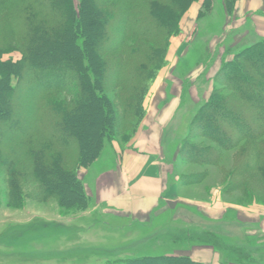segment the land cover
I'll list each match as a JSON object with an SVG mask.
<instances>
[{"label":"rangeland","instance_id":"374dc122","mask_svg":"<svg viewBox=\"0 0 264 264\" xmlns=\"http://www.w3.org/2000/svg\"><path fill=\"white\" fill-rule=\"evenodd\" d=\"M226 1L212 0L210 6L203 7L204 0H199L180 15L176 20L179 32L170 37L166 63L145 99L147 114L137 134L157 123L164 125L162 153L168 169L167 186L172 188L171 195L164 197L156 218L154 216L151 223L149 219L145 221L149 225L131 222L118 212L109 216V211L98 205L94 197L97 175L113 171L119 159L117 155L131 147L137 134L132 140L119 137L121 141L110 143L106 139L101 157L88 169L79 171V178L91 199L87 209L62 208L55 196L40 190L30 155L31 141H19L16 137L24 132L15 131L12 122L0 123V154L7 159V165L0 167V264H121L143 256H191V252L203 247L213 250L193 238L210 233L220 236L229 248L228 251H215L220 264L241 263L233 256L232 248L241 254H251L250 264H264V180L259 169L249 171L248 164L256 155L255 148L243 141L232 150L222 151L208 136L194 131L196 115L209 101L217 86L214 80L224 64L232 62L241 51L264 41V6L245 11L241 0L229 11ZM86 3L91 10L96 6L93 0H86ZM128 3L127 0H114L107 6L111 10H127ZM140 4L138 9L147 1ZM24 6L18 3L12 11L0 9V24L3 21L0 45L15 49L2 54L4 63L22 60V45L17 43L18 35L13 36L9 24L12 25L13 19L20 14L30 15L29 8ZM110 24L106 22L105 26L107 30L111 28L112 33L120 27L117 23L112 25V22L111 27ZM79 43L83 44L82 38ZM91 48L96 51L94 45ZM48 55L51 60L58 61L53 52ZM101 69L98 68L99 73L103 72ZM12 80L13 85L19 83L17 78ZM51 81L55 83V79ZM96 85L101 92V86ZM217 88L230 94L226 86L218 84ZM119 91L116 88L110 93L117 105ZM80 95L76 87L50 92L47 99L54 98L71 109L78 104ZM5 99L0 102L1 110L11 114L19 111V108H9ZM25 101L28 100L22 101L23 106ZM23 106L20 112L24 116L26 112L27 117L32 113L31 108L28 104ZM48 117V122L54 121ZM221 122L218 118L217 123ZM71 133L79 139L83 137L80 126ZM184 141L196 148H212L219 157L189 153L187 148L181 152ZM40 142L48 144L41 137ZM56 147L67 154L69 165L79 157L75 145ZM253 161L254 157L251 163ZM48 177L57 182L54 177ZM181 229L189 231L193 237H182L177 232Z\"/></svg>","mask_w":264,"mask_h":264},{"label":"trees","instance_id":"16d2710c","mask_svg":"<svg viewBox=\"0 0 264 264\" xmlns=\"http://www.w3.org/2000/svg\"><path fill=\"white\" fill-rule=\"evenodd\" d=\"M93 1L96 6L91 10L86 0H0L3 11H12L22 3L30 13L29 16L20 14L9 24L13 36L18 35L17 43L22 45V60L2 62V54L15 49L0 45V102L6 98L9 108H19L13 114L0 109V123L12 122L15 131L24 132L16 138L24 143L31 141L30 155L40 190L55 196L62 208L87 209L90 206L91 199L79 171L88 169L101 157L106 139L111 143L121 141L119 137L131 140L135 137L147 114L145 99L166 63L170 37L179 32L176 20L199 0H146L147 4L140 9L139 3L145 0H127V10L108 8L107 4L114 0ZM240 1L227 0L228 10L235 9ZM211 3L212 0H204L203 7ZM105 21L120 27L112 33L111 28L106 29ZM81 38L83 44L79 43ZM93 45L96 51L91 48ZM51 52L58 61L48 58ZM13 78L19 81L17 85H13ZM51 79H55V83ZM214 82L217 86H226L230 94H224L215 86L209 101L196 115L194 131L208 136L222 151L232 150L243 141L248 143L256 151L250 158L252 162L254 157L253 163L248 161L249 171L258 168L264 180V41L225 63ZM96 84L101 86V92ZM76 87L81 95L78 104L71 109L54 98L47 99L50 92ZM116 88L120 90L118 105L110 94ZM22 91L29 94L25 97ZM24 100H28L24 106L28 104L32 112L27 117L26 112L25 116L20 112L24 109L21 107ZM48 116L54 121L49 120V123ZM218 118L221 123H217ZM79 126L82 139L71 133ZM40 137L48 144L42 145ZM72 145L78 147L79 157L69 165L67 154L56 146ZM186 148L189 153L219 157L212 148H196L184 141L181 152ZM6 160L0 154V167L7 165ZM177 232L182 237H193L185 229ZM193 238L216 252L229 249L217 234ZM232 249L240 264H250L251 254ZM121 264L204 263L187 255L161 254L127 259Z\"/></svg>","mask_w":264,"mask_h":264},{"label":"crops","instance_id":"0c3cea01","mask_svg":"<svg viewBox=\"0 0 264 264\" xmlns=\"http://www.w3.org/2000/svg\"><path fill=\"white\" fill-rule=\"evenodd\" d=\"M242 2L245 11L259 10L264 6V0ZM163 128L164 125L157 123L141 130L130 148L120 156L116 154L119 159L114 163L113 171L97 175L95 201L106 212L109 211V216L118 212L131 222L149 225L152 218H156L164 197L171 195L172 188L167 186L168 169L162 153ZM190 257L204 264L221 263L214 250L204 247L191 252Z\"/></svg>","mask_w":264,"mask_h":264}]
</instances>
